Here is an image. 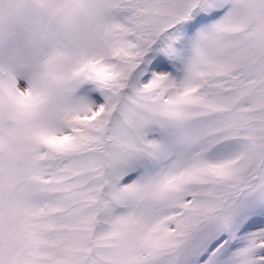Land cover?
Returning <instances> with one entry per match:
<instances>
[{"label": "snow or ice", "instance_id": "6c2138e0", "mask_svg": "<svg viewBox=\"0 0 264 264\" xmlns=\"http://www.w3.org/2000/svg\"><path fill=\"white\" fill-rule=\"evenodd\" d=\"M0 264H264V0H0Z\"/></svg>", "mask_w": 264, "mask_h": 264}]
</instances>
